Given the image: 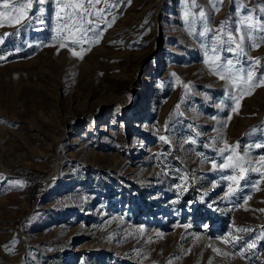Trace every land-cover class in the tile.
Masks as SVG:
<instances>
[{
    "label": "rangeland",
    "instance_id": "1",
    "mask_svg": "<svg viewBox=\"0 0 264 264\" xmlns=\"http://www.w3.org/2000/svg\"><path fill=\"white\" fill-rule=\"evenodd\" d=\"M261 6L0 0V264H264Z\"/></svg>",
    "mask_w": 264,
    "mask_h": 264
},
{
    "label": "snow or ice",
    "instance_id": "2",
    "mask_svg": "<svg viewBox=\"0 0 264 264\" xmlns=\"http://www.w3.org/2000/svg\"><path fill=\"white\" fill-rule=\"evenodd\" d=\"M40 2L43 3V0H40ZM3 7L5 9H7L9 7V4L7 2H5L4 5H3ZM25 7L31 8V4H29L27 6L21 4L19 6V8H14L13 9L14 12L20 13L19 17L15 19V22L17 24H19L24 19V16L26 15V13L22 11ZM260 10H261V12H264V6H261V9ZM187 15L188 14L186 13V16ZM0 16H3L5 19H12L13 18L7 12L0 13ZM200 17H201V19H204L205 18V13L203 11L200 13ZM252 21H253V17L252 16H242L241 19H240V21H239V25L240 26L236 27L235 28V31L237 33H240L241 30H242V26H246L247 24H249ZM251 27L252 28H259V30L264 31V24L252 23L251 24ZM246 30L247 29L245 28V31ZM209 31H211V30L208 29V28H205L204 31L199 32V35L200 36H205ZM221 31L226 32L227 39L226 40L221 39V37H219V36L218 37H214V40L216 41L217 47H214L213 51H218L219 48L222 47L225 44H227L229 46L232 45V44H235V48L228 47V48H226L224 50H226V51H232V52H237L239 54H243V52H244L243 45H244L245 36L244 35H241L239 37V41H237L236 38L232 34V30H229L227 25H222ZM262 39H264V38H262ZM73 54L74 55H79L78 53H73ZM219 59H220L219 56H216L215 57V60H219ZM232 66H233V61H231V60H229L227 62V66L220 65V67H226V70L228 72H231L232 71ZM240 72H247V80H246V82L249 84V86H251V83L254 80L255 75H256L255 72L248 71L247 69H244V68H241L240 69ZM224 78H225L224 76H221V79H224ZM229 78L231 79V76ZM161 139H165V138L164 137H161ZM192 142L195 143L194 140ZM256 147H264V145H257ZM225 150L226 149H221L220 152L221 153H224ZM233 151H235V149H233ZM261 162L264 163V157H261ZM243 163H244L243 157H239V156H237V157L228 156L224 163H222L220 165H216L214 163L213 164V167L215 168V167L218 166L221 169H234V168L240 167L241 168V175H240L239 179H243L244 178V172L246 171L242 167V164ZM251 170L256 171L257 169H251ZM227 179L228 180H232V181H236L238 178L236 176H228ZM17 183H20V182L18 181ZM232 191H233V189H231V187H230L229 188V194H231ZM225 243H228V241L225 240ZM250 247H254V245H250Z\"/></svg>",
    "mask_w": 264,
    "mask_h": 264
}]
</instances>
